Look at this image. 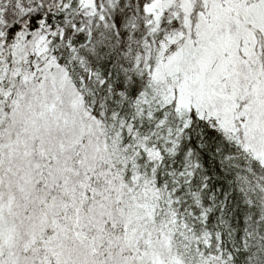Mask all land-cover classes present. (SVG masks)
Segmentation results:
<instances>
[{"label": "snow or ice", "instance_id": "snow-or-ice-1", "mask_svg": "<svg viewBox=\"0 0 264 264\" xmlns=\"http://www.w3.org/2000/svg\"><path fill=\"white\" fill-rule=\"evenodd\" d=\"M0 264H264V0H0Z\"/></svg>", "mask_w": 264, "mask_h": 264}]
</instances>
